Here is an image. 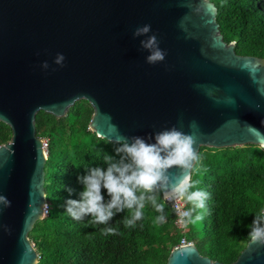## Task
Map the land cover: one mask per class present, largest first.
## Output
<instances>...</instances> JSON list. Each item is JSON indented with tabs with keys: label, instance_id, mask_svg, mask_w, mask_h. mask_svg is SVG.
Listing matches in <instances>:
<instances>
[{
	"label": "water",
	"instance_id": "95a60500",
	"mask_svg": "<svg viewBox=\"0 0 264 264\" xmlns=\"http://www.w3.org/2000/svg\"><path fill=\"white\" fill-rule=\"evenodd\" d=\"M216 14L210 0H0V121L11 128L0 145V195L11 201L0 212V264L38 261L28 233L46 202L39 110L62 117L85 99L89 128L113 142L155 143V133L175 126L193 136L197 152L264 148V58L236 53ZM145 24L166 53L162 62L148 64L146 37H133ZM169 174L182 179L178 167ZM166 264L225 263L189 243L174 247ZM229 264H264V245L249 240Z\"/></svg>",
	"mask_w": 264,
	"mask_h": 264
},
{
	"label": "trees",
	"instance_id": "16d2710c",
	"mask_svg": "<svg viewBox=\"0 0 264 264\" xmlns=\"http://www.w3.org/2000/svg\"><path fill=\"white\" fill-rule=\"evenodd\" d=\"M225 42H235L241 55L264 58V0H210ZM93 108L79 99L62 117L39 110L35 116L38 137L48 139L44 166V189L48 211L28 233L38 261L36 264H166L181 238L193 242L200 254L229 264L237 259L250 240L256 213L264 210V148L257 144L230 147L200 146L199 160L191 170L196 187L210 194L204 210L202 238L189 224L186 232L174 225L175 213L161 193L166 221L155 223L161 213L146 204L144 215L134 227H125L129 210L117 213L108 224H94L92 217L74 220L66 212L68 199L79 200L84 185L78 177L88 169L106 170L104 156L119 159L118 145L89 128ZM11 138V128L0 121V145ZM73 191L69 194L68 189ZM105 201L110 199L102 189ZM191 204H186L190 209ZM199 209L194 213L198 214ZM113 227L115 235L102 229Z\"/></svg>",
	"mask_w": 264,
	"mask_h": 264
},
{
	"label": "clouds",
	"instance_id": "9594fccd",
	"mask_svg": "<svg viewBox=\"0 0 264 264\" xmlns=\"http://www.w3.org/2000/svg\"><path fill=\"white\" fill-rule=\"evenodd\" d=\"M150 31L151 25L145 24L135 29L133 37H146L140 40V46L150 53L146 57V62L156 64L165 59L166 53L159 47L157 36L149 35ZM64 60L65 56L58 53L54 63L63 67ZM41 67L47 70L50 65L45 61ZM151 139L153 136L149 135L148 140ZM154 140L155 143H149L144 137L133 136L115 141L118 145L115 153L119 159L105 155L106 170L92 167L88 169L86 175L78 177L84 185V190L80 193L79 200L66 201V212L74 220L90 216L94 224H108L117 213L127 209L131 215L125 218L124 225L130 228L143 218L145 206L150 203L156 212L161 213L154 222L162 224L166 221L165 204L158 202L156 193L163 190L167 201L178 202L176 211L181 226L187 227L203 220L202 214L194 213L198 209L206 208L210 194L203 190H192L198 181H193L191 170L199 160L193 136L173 126L155 133ZM174 167L181 170L182 179L170 176L169 169ZM173 180H178V183H173ZM102 189H106L110 197L107 201L102 195ZM68 191L71 194L73 190L69 188ZM179 202L191 204L192 207L181 210L182 204ZM0 205L3 206L0 208L2 212L3 209L11 207V201L0 195ZM250 227L248 237L251 242L264 245V210L256 213ZM116 231L113 227L102 229L105 235H115Z\"/></svg>",
	"mask_w": 264,
	"mask_h": 264
},
{
	"label": "built area",
	"instance_id": "2783aa9c",
	"mask_svg": "<svg viewBox=\"0 0 264 264\" xmlns=\"http://www.w3.org/2000/svg\"><path fill=\"white\" fill-rule=\"evenodd\" d=\"M40 141H41V146H42V149L45 153V156H47V149H48V139L46 137H39ZM163 198L165 199L164 195H163ZM166 200V199H165ZM167 201V200H166ZM168 203L171 204L173 210H174V213H175V219H174V225L175 227L181 231V232H186L187 230V227H183L181 226L179 223H178V220H179V216H178V213L176 211V208H177V203L176 201H167ZM182 204V208L181 210H188L186 208V204H183V202H179ZM47 211H48V206H47V201L45 202L44 204V207H43V216H45L47 214ZM189 243H193V242H189L187 241L184 237L181 238L180 242L177 244V246H182V245H186V244H189ZM176 246V247H177Z\"/></svg>",
	"mask_w": 264,
	"mask_h": 264
},
{
	"label": "rangeland",
	"instance_id": "374dc122",
	"mask_svg": "<svg viewBox=\"0 0 264 264\" xmlns=\"http://www.w3.org/2000/svg\"><path fill=\"white\" fill-rule=\"evenodd\" d=\"M198 214H202L203 217H204V214H205L204 213V210L203 209H199ZM202 224H203V221L202 220L199 221V222H197L196 224H192V226L198 230V232H197V238H198V240H200L202 238V236H203L202 233L200 232V230L203 227Z\"/></svg>",
	"mask_w": 264,
	"mask_h": 264
}]
</instances>
